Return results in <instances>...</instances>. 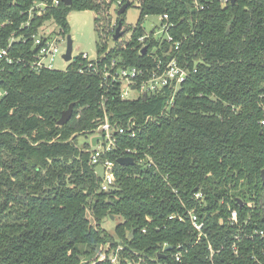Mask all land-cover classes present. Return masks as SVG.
I'll list each match as a JSON object with an SVG mask.
<instances>
[{
  "label": "trees",
  "instance_id": "16d2710c",
  "mask_svg": "<svg viewBox=\"0 0 264 264\" xmlns=\"http://www.w3.org/2000/svg\"><path fill=\"white\" fill-rule=\"evenodd\" d=\"M36 1L43 0H0V48L14 40V62L0 71V264H110L99 257L117 249V264H151L165 245L178 244L186 248L182 264H264V238L253 235L264 229V0H130L120 16L127 0H72L29 19ZM134 3V27L113 40ZM72 10L95 13V63L120 61L146 77L159 58H174L196 73L164 110L169 92L121 100L120 86L104 91L80 55L64 71H31L32 36L48 21L67 35ZM162 15L180 44L167 56L159 27L145 33L142 26ZM102 102L110 123L140 126L136 138H118L103 155L115 162L110 193L98 192L90 145L77 142L102 120ZM70 104L71 119L57 126ZM125 149L152 165H118ZM189 211L204 224L197 243ZM111 217L121 219L113 235L100 226Z\"/></svg>",
  "mask_w": 264,
  "mask_h": 264
},
{
  "label": "built area",
  "instance_id": "2783aa9c",
  "mask_svg": "<svg viewBox=\"0 0 264 264\" xmlns=\"http://www.w3.org/2000/svg\"><path fill=\"white\" fill-rule=\"evenodd\" d=\"M61 0H43L36 1L32 4L29 9V19L34 15L42 14L46 9L57 7ZM120 1L116 2L115 8L118 9ZM159 18V34L165 35V38H160V41H165L169 44V48L166 49L164 56H167L172 48L177 50L179 42H174L172 37L168 34V29L171 27L170 24L164 23L167 20L166 15H162ZM163 22V23H162ZM162 23V24H160ZM28 26V22L25 24ZM41 26L36 35L32 36V50L33 53L30 55L29 69L33 72H40L42 70H53L52 61L58 54L57 43L62 37L56 31L55 37L52 31H44ZM155 36H157L155 34ZM13 38H10L6 47L0 48V71H2L5 65H11L14 59L10 55L11 44ZM138 42L142 43L143 38H139ZM81 59L87 62L86 70L94 72L100 79L101 88L106 91L113 85H119V98L121 100H132L139 97H148L152 95L162 94L169 92V98L166 101L164 110L168 109L173 105V98L176 92L179 90L180 85L184 83L192 74L196 73V69L193 67L189 69L187 66L179 65L174 58H170L166 61L158 59L153 71H151L146 77L144 71L134 66H123L118 64L116 60H111L110 63H95V60H88L86 54H80ZM73 62V61H72ZM84 70H79L82 73ZM5 95V91L0 88V100ZM131 95V97H130ZM103 108V102L101 104ZM151 120L147 117L145 121ZM261 125H264V120L261 121ZM140 132V126L136 124L134 119H128L124 123H110L108 117L103 108V118L97 124L96 128L92 131L89 137L88 144L89 149L85 152L88 153V164L94 168V173L98 179V192L99 193H110L116 189V177H115V162L104 159L103 155L113 149L117 148L118 138L125 137L127 139H134ZM100 137V141L95 143V146H91V138ZM127 156L132 158L131 155L135 154V151L125 149ZM132 153V154H130ZM133 159V158H132ZM134 161V159H133ZM139 164L141 166H151L152 161L149 157L145 156L143 159L134 161V165ZM194 198L199 202H203V196L200 192L194 195ZM188 219L192 230L196 233V241L199 242L201 237H205L203 232L204 224L198 219V217L192 212H187ZM175 218L170 216L169 219ZM237 215L235 211L230 213L229 222L236 223ZM179 221L182 218L178 217ZM144 232V230H143ZM253 235L264 238V229L254 230ZM252 237V236H251ZM238 238V237H235ZM167 245H165L166 247ZM210 251V258L213 255L211 247L208 245ZM117 249L112 252L110 256L108 254H102L99 261L108 260L110 264H117ZM233 252L236 254V245L232 247ZM186 252V248L182 244H178L176 247H172L169 252L162 251L161 253L166 255L165 259H155L151 264H182L183 254ZM169 253V255L167 254ZM127 264H133L126 261Z\"/></svg>",
  "mask_w": 264,
  "mask_h": 264
},
{
  "label": "rangeland",
  "instance_id": "374dc122",
  "mask_svg": "<svg viewBox=\"0 0 264 264\" xmlns=\"http://www.w3.org/2000/svg\"><path fill=\"white\" fill-rule=\"evenodd\" d=\"M130 1V0H129ZM137 4L134 3L133 7L129 8L124 15V25L122 27V31H125L127 28L134 27L136 20L139 15V10L137 9ZM116 8L114 7L113 11H111V19L112 24H115V12ZM95 17V13L92 11L84 10L77 11L72 10L67 14L66 20L69 26V32L67 35L62 36L58 43V54L52 61V69L56 71H64L66 67L71 62H65L62 58V55L65 53L66 49V38L69 35L72 40V57H77L80 54H86L87 59L92 61L97 58L96 53V41H97V33L94 31L93 19ZM44 31H52L54 33L51 34V37H55L57 27L52 21L45 22L43 25ZM143 28L145 33H149L152 29L159 27V18L155 16L146 17L143 22ZM159 29H156L157 37L165 38V35L159 34ZM131 97V95H130ZM88 136H79L77 142L79 145H83L84 143H88ZM121 222V219L115 217L114 219H105L101 222L100 226L104 229L108 234H114V227ZM112 254V251L109 252L108 256ZM101 257V256H100ZM99 257V258H100Z\"/></svg>",
  "mask_w": 264,
  "mask_h": 264
},
{
  "label": "water",
  "instance_id": "95a60500",
  "mask_svg": "<svg viewBox=\"0 0 264 264\" xmlns=\"http://www.w3.org/2000/svg\"><path fill=\"white\" fill-rule=\"evenodd\" d=\"M233 2V0H231ZM62 4L64 7H69L72 3V0H61ZM130 1L127 0L126 3H124L117 11H116V15L120 16L122 15L126 8L129 6ZM122 29V22L118 21L117 22V26L114 30V35H113V40H117L118 38H120L124 31L121 30ZM228 30V29H227ZM227 33V31H226ZM145 47H143L141 53L144 54L145 53ZM62 58L65 62H72L76 59V57H72V40L70 38V36L68 35L66 38V49H65V53L62 55ZM72 110H73V105L70 104L68 106V108L62 112L60 118L57 120L56 125L59 127L64 126L70 119L72 116ZM97 141H100V137H93L91 138V146H95V143ZM116 163L120 166H133L134 165V161L132 158L130 157H121L119 159H117ZM260 179H261V184L264 185V169H262L260 171ZM239 204L241 205V201H238ZM113 219V217H111V220ZM132 236V232L129 235V238ZM172 250V247H165L163 249L164 252H169ZM166 255L161 253L157 256V259H165Z\"/></svg>",
  "mask_w": 264,
  "mask_h": 264
}]
</instances>
